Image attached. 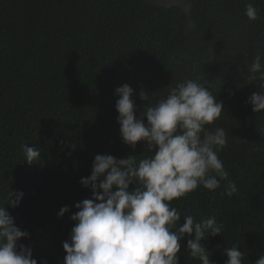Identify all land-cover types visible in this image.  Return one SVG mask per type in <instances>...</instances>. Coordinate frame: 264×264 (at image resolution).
I'll list each match as a JSON object with an SVG mask.
<instances>
[{
  "label": "trees",
  "instance_id": "16d2710c",
  "mask_svg": "<svg viewBox=\"0 0 264 264\" xmlns=\"http://www.w3.org/2000/svg\"><path fill=\"white\" fill-rule=\"evenodd\" d=\"M174 1L0 0V207L29 233L17 246L30 248L37 264H64L75 205L93 197L80 181L96 155H152L144 143L122 141L115 90L133 88L140 119L149 103L141 90L154 105L189 79L224 105L206 128L226 132L218 156L229 176L214 191L198 187L174 199L178 224L184 215L223 224L221 236L202 242L213 264H226L224 249L234 245L243 264L264 255V111L246 103L260 91L248 83V68L256 55L264 65V0L167 4ZM249 3L255 21L245 15ZM25 144L40 150L39 160L24 161ZM233 181L238 191L228 197ZM10 191L23 192L15 208ZM180 243V264H201L186 249L187 237Z\"/></svg>",
  "mask_w": 264,
  "mask_h": 264
},
{
  "label": "clouds",
  "instance_id": "9594fccd",
  "mask_svg": "<svg viewBox=\"0 0 264 264\" xmlns=\"http://www.w3.org/2000/svg\"><path fill=\"white\" fill-rule=\"evenodd\" d=\"M245 15L249 21L258 19L251 3L245 6ZM257 82L260 91L253 92L246 103L253 112L260 113L264 111V65L260 55L248 68V83ZM115 93L119 97L115 108L122 141L132 148L144 143L152 155L139 161L131 156H95L91 175L80 181L91 188L93 197L75 205L78 211L71 220L76 223L69 240L63 242L64 264H180V242L186 237L191 258L213 264L202 242L221 236L223 224H218L215 217L196 221L184 215L185 222L179 226L182 214L171 202L198 187L214 191L221 180H228L229 173L218 156L227 145L226 132L220 127L206 128L220 118L223 103L203 84L189 79L178 83L154 105L150 95L141 90L140 99L149 103H144L141 118L137 119L133 88L124 84ZM22 148L24 161L32 164L39 160L38 148L27 144ZM130 185H134L131 191ZM237 191L235 182H229L225 195L231 197ZM9 197V205L15 208L23 192L10 191ZM66 211L62 208L60 215ZM28 236L0 207V264H37L30 248L17 246L21 238ZM224 253L226 264H243L244 254L238 246L227 247ZM255 264H264V255Z\"/></svg>",
  "mask_w": 264,
  "mask_h": 264
},
{
  "label": "rangeland",
  "instance_id": "374dc122",
  "mask_svg": "<svg viewBox=\"0 0 264 264\" xmlns=\"http://www.w3.org/2000/svg\"><path fill=\"white\" fill-rule=\"evenodd\" d=\"M167 4H177V5H182L181 0H175L174 2H167Z\"/></svg>",
  "mask_w": 264,
  "mask_h": 264
}]
</instances>
